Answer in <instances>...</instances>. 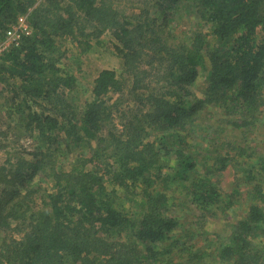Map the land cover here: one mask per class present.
Listing matches in <instances>:
<instances>
[{
	"label": "trees",
	"instance_id": "trees-1",
	"mask_svg": "<svg viewBox=\"0 0 264 264\" xmlns=\"http://www.w3.org/2000/svg\"><path fill=\"white\" fill-rule=\"evenodd\" d=\"M184 1L200 24L211 27L213 47L205 34L170 33L182 0H0V43L20 16L27 15L32 28L0 58V85L13 86L12 102L18 103L9 116L18 115L36 147L29 157L19 154L9 168L0 167V183L10 188L5 192L11 199L35 178L53 186L37 211L22 216V201L0 215V264H263L258 240L264 239V176L250 173L254 203L215 248L204 243L196 249L195 234L186 240L175 236L179 223L167 215L170 197L154 189L167 148L159 149L149 139L152 133L174 132L186 142L207 107L225 116L220 122L245 129L256 124L264 107V0ZM106 32L117 40L112 54L121 57L123 71H101L79 112L66 96L77 80L62 68L59 40L70 38L86 53ZM206 67L207 88L199 99L192 87ZM125 92L132 94L134 108L126 98L111 103V94ZM82 142L91 146V157H78L67 168L63 160ZM174 151L179 168L173 179L190 181L193 157ZM244 153L224 141L204 160L214 158L222 170ZM210 176L192 180L187 199L204 210L229 209L232 203ZM137 186L146 202L138 222L111 198L115 189L132 193ZM203 228L204 222L197 229Z\"/></svg>",
	"mask_w": 264,
	"mask_h": 264
},
{
	"label": "rangeland",
	"instance_id": "rangeland-1",
	"mask_svg": "<svg viewBox=\"0 0 264 264\" xmlns=\"http://www.w3.org/2000/svg\"><path fill=\"white\" fill-rule=\"evenodd\" d=\"M44 1L38 0L39 3ZM169 31L175 36H184V33L188 37L205 34L210 46L213 47L215 44V39L211 36V27L200 24L193 7L184 0H182L181 11L169 23ZM79 40L85 44L89 42H86L83 38ZM116 43L117 40L114 38L113 33L106 32L99 41H91V48L88 47L86 53H81L80 45L72 39L59 40L62 52L65 53L62 68L77 80V87L72 91H66V96L79 112H82L91 100L94 82L101 71L114 70L118 73L123 71L121 57L112 54V51H114L112 44ZM205 61L208 62L207 59ZM206 65L208 66L209 63H206ZM208 75V67L200 71L192 87V92L196 98L202 99L205 97ZM12 91V85H0V167L6 166L7 168L15 162L14 159L19 154L28 156L36 148L34 147L35 140L26 132L24 126L18 124V115L14 114L12 118L9 116V113L13 111L18 103V101L12 102ZM109 98L111 103L119 98L125 101L124 98H126L131 108L135 106L132 103V94L128 92L123 95L111 94ZM35 109L37 107H34L33 110ZM198 116L190 129V136H187L186 142L180 143L179 136L174 132H167L164 135L161 133L150 135L149 139L155 142L159 149L167 148L162 149L161 166H164V168L161 171L162 176L158 179L154 189L159 193L168 194L170 197L167 215L179 223V227L174 231L175 236L180 235L183 240H186L187 236L191 238L195 234L194 244L196 249L203 246L204 243H210L211 247L215 248L219 243V238L225 237L232 231L236 223L246 218L247 211L254 203L251 198L253 186L247 182L250 173L257 179L264 176V172L261 170L264 165V107L256 124L245 129H236L231 123L224 124L220 122L225 116L220 111H214L209 107L205 108ZM216 129L219 131L217 134H215ZM215 136H219V138L214 140ZM224 141L227 144L243 148L245 153L242 155L243 157L232 159L225 169L220 170L214 167V158L207 161L204 159L208 156L207 151L213 149L215 144H221ZM95 145L92 144V146ZM174 150H184L188 156L193 157L196 167L195 172H187L190 181H186L182 177H176V180L173 179L175 173H177V168H179V159L174 154L176 152ZM225 152L226 150L221 154L224 156ZM91 155V146L86 142H82L74 146L71 153L63 160V163L67 168H70L78 157L86 159L90 158ZM215 155L216 153H210L212 157ZM230 156L232 157L233 154H230ZM86 167L87 169L90 168V164ZM210 167L211 170H208ZM207 172H211L210 178L215 182L225 201L232 203L229 209L219 206L204 210L193 205L187 199L185 187L192 180L204 177ZM27 184V190L24 193L21 192L14 199H11L12 195L5 192L10 188L5 189L4 183H0V215L12 210L16 204L22 206L23 201L25 203L19 208V212L22 216H26L29 212L40 209L48 194L53 191L52 182L49 179L39 177ZM107 187L109 190H113L111 185H107ZM115 191V198H113V195L111 198L115 199L116 208L123 211L134 221H140L146 211V202L141 194V186L134 188L132 193H128L123 189H115ZM202 222H204V228L203 232H200L197 228L201 226ZM258 242L264 253V239L260 238ZM139 246L142 249L145 248L143 242H140Z\"/></svg>",
	"mask_w": 264,
	"mask_h": 264
},
{
	"label": "built area",
	"instance_id": "built-area-1",
	"mask_svg": "<svg viewBox=\"0 0 264 264\" xmlns=\"http://www.w3.org/2000/svg\"><path fill=\"white\" fill-rule=\"evenodd\" d=\"M31 34L32 28L28 22V16H20L17 22L6 32L4 40L0 43V58L10 49L16 47L23 37Z\"/></svg>",
	"mask_w": 264,
	"mask_h": 264
}]
</instances>
